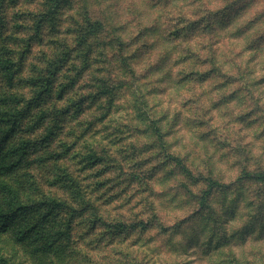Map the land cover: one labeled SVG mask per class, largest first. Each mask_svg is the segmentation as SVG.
<instances>
[{
    "label": "rangeland",
    "instance_id": "rangeland-1",
    "mask_svg": "<svg viewBox=\"0 0 264 264\" xmlns=\"http://www.w3.org/2000/svg\"><path fill=\"white\" fill-rule=\"evenodd\" d=\"M5 131L20 201L60 206L0 264H264V0H4ZM209 196L241 226L170 243Z\"/></svg>",
    "mask_w": 264,
    "mask_h": 264
},
{
    "label": "trees",
    "instance_id": "trees-1",
    "mask_svg": "<svg viewBox=\"0 0 264 264\" xmlns=\"http://www.w3.org/2000/svg\"><path fill=\"white\" fill-rule=\"evenodd\" d=\"M3 1L0 0V9ZM92 27L93 25H91ZM2 67L5 70L6 77L11 79L14 73L11 61L5 59ZM236 78H238L243 87L248 88V83L242 74L236 75ZM7 137V131L0 136V247L8 244L15 251L17 244L28 240L35 233L38 238L46 240L37 250L50 254L53 249L52 247L55 245L54 238L48 240L50 236H46L43 232L39 234L38 231L34 232V230L37 227H43V224L49 219L50 214L60 204L51 201L50 205L41 206V204H27L20 201L17 189L8 178L21 164L28 150V142L22 141L16 146L6 147ZM43 207H46V209L40 210ZM37 215L39 217L36 218ZM14 232L15 237H13Z\"/></svg>",
    "mask_w": 264,
    "mask_h": 264
},
{
    "label": "clouds",
    "instance_id": "clouds-1",
    "mask_svg": "<svg viewBox=\"0 0 264 264\" xmlns=\"http://www.w3.org/2000/svg\"><path fill=\"white\" fill-rule=\"evenodd\" d=\"M218 191L219 189H214L213 193ZM193 199H198V197H193ZM193 207L198 208L199 211H194L186 220L169 229L170 235H167L166 239L170 243L182 246L185 240L189 243L195 240H207L210 242L217 235L223 236L226 228H239L241 226L239 222L231 220L223 197L214 200L212 196H209L203 206L194 203ZM156 233L159 234L158 227ZM193 251L195 252L197 249H193Z\"/></svg>",
    "mask_w": 264,
    "mask_h": 264
}]
</instances>
